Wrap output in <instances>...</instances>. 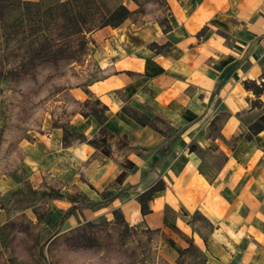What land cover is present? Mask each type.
Here are the masks:
<instances>
[{"label": "crops", "instance_id": "obj_1", "mask_svg": "<svg viewBox=\"0 0 264 264\" xmlns=\"http://www.w3.org/2000/svg\"><path fill=\"white\" fill-rule=\"evenodd\" d=\"M167 3L164 23L138 27L136 46L118 59L117 71L89 86L107 106L106 117L99 122L81 115L89 121L83 133L122 134L133 145L117 147L121 160L99 164V174L111 168L116 180L105 205L149 227L164 225V206L176 211L181 205L210 223L205 238L192 234L206 264H264V130L246 136L248 122L264 110V89L256 96L243 85L264 78V0ZM126 103L149 119L158 114L172 129L138 123L124 110ZM48 135L23 143L22 161L53 171L58 160H85L95 147L62 144L57 127ZM192 142L198 148L190 151ZM158 180L163 187L141 214L137 194Z\"/></svg>", "mask_w": 264, "mask_h": 264}, {"label": "rangeland", "instance_id": "obj_2", "mask_svg": "<svg viewBox=\"0 0 264 264\" xmlns=\"http://www.w3.org/2000/svg\"><path fill=\"white\" fill-rule=\"evenodd\" d=\"M117 4L126 16L102 24ZM167 8V0H0V264H206L192 242L209 233L200 213L166 205L171 226L149 227L105 205L116 180L111 168L99 174V164L121 160L133 145L122 134L83 133L81 113L96 107L90 84L115 73L136 46L133 32L163 24ZM152 118L158 130L172 129ZM52 127L66 128L62 144L94 139V150L82 161L58 160L53 171L22 161V144L49 137Z\"/></svg>", "mask_w": 264, "mask_h": 264}, {"label": "trees", "instance_id": "obj_3", "mask_svg": "<svg viewBox=\"0 0 264 264\" xmlns=\"http://www.w3.org/2000/svg\"><path fill=\"white\" fill-rule=\"evenodd\" d=\"M127 13H128V9L124 5L117 4L115 8H113L112 10L104 14L105 18L103 19L102 24H110L112 26H115L118 22L122 20L123 17L126 16ZM148 45L156 49V44L154 42H149ZM243 85L251 88L253 93L257 96L262 91V89H264V78H262L261 81L258 83L247 80L243 82ZM94 103L96 104V107H91L89 111L82 112L81 115L82 116L92 115L95 118V120L99 122H103L106 117L105 110L107 106L101 103L97 97L94 98ZM251 104L258 105L259 100L253 99L251 100ZM129 115L142 125L149 123V118L145 117L142 114H137L135 111L132 113H129ZM246 129H247V134H246L247 137H249L251 134L264 130V110L256 118L248 122V124L246 125ZM66 132H67L66 128L63 127L62 133H61L62 142H66V139H67ZM87 142L92 144V142H95V140L94 139L92 141L87 140ZM187 146H188V150L190 151L192 149L198 148V145H196L194 142L189 143ZM162 187H163L162 181L158 180L155 183H153L150 187H148L147 189L137 194L136 199L138 201L139 210L141 214H144L150 211L149 204L147 203L151 199L153 193L156 190L161 189ZM83 206L94 207L93 204H83ZM112 211L115 212L116 210L113 209ZM162 218H163L164 225H170L167 218H165L164 216H162ZM208 224L210 225V223Z\"/></svg>", "mask_w": 264, "mask_h": 264}]
</instances>
